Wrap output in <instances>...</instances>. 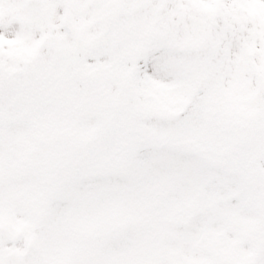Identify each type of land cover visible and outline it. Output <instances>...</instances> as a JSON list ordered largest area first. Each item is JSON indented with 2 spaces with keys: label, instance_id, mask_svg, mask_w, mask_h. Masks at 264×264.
<instances>
[{
  "label": "snow or ice",
  "instance_id": "1",
  "mask_svg": "<svg viewBox=\"0 0 264 264\" xmlns=\"http://www.w3.org/2000/svg\"><path fill=\"white\" fill-rule=\"evenodd\" d=\"M0 264H264V0H0Z\"/></svg>",
  "mask_w": 264,
  "mask_h": 264
}]
</instances>
